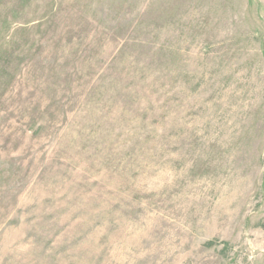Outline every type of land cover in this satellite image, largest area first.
Masks as SVG:
<instances>
[{
    "label": "rangeland",
    "instance_id": "374dc122",
    "mask_svg": "<svg viewBox=\"0 0 264 264\" xmlns=\"http://www.w3.org/2000/svg\"><path fill=\"white\" fill-rule=\"evenodd\" d=\"M0 264H264V0H0Z\"/></svg>",
    "mask_w": 264,
    "mask_h": 264
}]
</instances>
